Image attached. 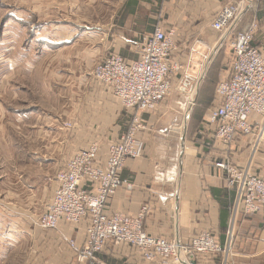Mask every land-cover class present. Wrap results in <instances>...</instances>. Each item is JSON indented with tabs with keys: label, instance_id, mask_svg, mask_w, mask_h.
Returning a JSON list of instances; mask_svg holds the SVG:
<instances>
[{
	"label": "crops",
	"instance_id": "0c3cea01",
	"mask_svg": "<svg viewBox=\"0 0 264 264\" xmlns=\"http://www.w3.org/2000/svg\"><path fill=\"white\" fill-rule=\"evenodd\" d=\"M240 1L249 9L238 30H243L251 21L256 22L258 32L253 44L264 50V0H127L120 11L126 24L117 21L111 26L74 27L79 32L74 34L75 39L37 43L47 53L59 48V52L66 53L59 57V62L70 65L62 74L70 84L66 86L68 111L64 112L71 114L70 120L65 119L71 127L64 128L63 118L48 114L43 126L39 110H13L9 116L11 125L36 122L37 136L42 140L47 134L66 131L65 139L57 146L60 148L51 154L54 158L28 155L35 156L40 164L49 163L55 172L35 184L32 180L23 184L26 190L44 191L45 212L53 193L52 180L73 155L97 142L98 156L103 162L108 146L117 143L127 131L131 112L125 111L119 100L91 76L92 68L110 54L127 61L137 60L142 37L151 35L156 28L175 31L176 49L169 62L179 65L180 70L172 73L171 94L156 104L154 111L143 115L148 129L139 135L144 141L141 157L125 161L120 173V180L125 184L108 198L106 212L135 216L147 207L143 218L146 234L187 246L196 236L210 233L224 248V253L193 254L186 261L176 263L165 260L150 263L131 246L106 243L98 255V264H264V212L244 215L240 209H234L235 193L228 188L224 171L214 167L215 163L224 161L234 168L247 166L252 174L264 177V133L258 142L252 135H238L231 146L224 147L214 137V129L203 125L204 115L194 116L192 110L186 118V113L180 114L195 95L194 89L206 80L210 68L216 66L217 83L228 76L233 59L229 47L232 34L221 35L212 28V23L222 7ZM4 31V39L12 35L11 29ZM4 44V40L0 41V47L7 48ZM81 44L87 47L77 50L74 57L70 56L72 50L65 52L68 50L65 46L78 48ZM51 80L55 79H47L43 86L55 87V81ZM212 100L206 111L212 107ZM250 120L259 122L256 116ZM54 147L51 143V148ZM126 183L131 184V190L125 187ZM83 187L90 189L88 183ZM22 211L0 202V213H10L13 218L12 229L7 233L10 237L30 238L36 234L50 237L46 241L51 249L49 254L56 252V245H64L65 238L77 245L85 241L86 221L78 225L61 222L56 231H45L33 222L36 213L22 218L19 215ZM57 253L63 264L72 260L68 246Z\"/></svg>",
	"mask_w": 264,
	"mask_h": 264
},
{
	"label": "built area",
	"instance_id": "2783aa9c",
	"mask_svg": "<svg viewBox=\"0 0 264 264\" xmlns=\"http://www.w3.org/2000/svg\"><path fill=\"white\" fill-rule=\"evenodd\" d=\"M248 9L241 1L234 2L222 7L212 23V28L221 35L232 34L229 47L233 59L228 76L216 84L212 107L204 113L202 121L214 129V137L224 147L231 146L238 135H252L258 142L264 133V50L253 44L258 24L251 21L238 30ZM174 33L173 28H156L151 35L142 37L137 60L127 61L110 54L91 71V76L131 115L125 134L108 146L105 161L98 156L99 144L93 142L73 155L52 180L51 200L36 225L48 231L57 230L61 222L73 225L87 222L82 244L68 240L73 253L71 264H98V255L106 243L131 246L150 263L160 260L176 263L193 254L224 253L210 233L196 236L187 246L146 234L143 218L147 207L135 216L106 212L108 198L125 184L120 180L125 161L141 157L144 141L139 135L148 129L143 115L154 111L156 104L171 94L172 73L180 70L179 65L169 62L176 49ZM189 105L193 106V100ZM252 116L259 122H251ZM214 167L224 171L226 184L235 193L234 209H240L244 215L264 212V177L252 174L247 166L234 168L224 161ZM85 183L90 185L89 190L83 187ZM125 187L132 189L129 183Z\"/></svg>",
	"mask_w": 264,
	"mask_h": 264
},
{
	"label": "rangeland",
	"instance_id": "374dc122",
	"mask_svg": "<svg viewBox=\"0 0 264 264\" xmlns=\"http://www.w3.org/2000/svg\"><path fill=\"white\" fill-rule=\"evenodd\" d=\"M126 1L0 0V41L4 40V46H7L0 47V82L3 81L0 83V202L14 209H22L19 214L22 218L26 217V214L36 213L37 217L33 221L35 224L43 212L45 193L26 190L23 184L31 180L35 184L42 177L50 176L53 167L49 163L40 164L35 161V156L28 155L31 153L54 158V149L60 148L57 146L65 139L66 131L61 129L55 134L49 131L50 134L42 140L37 136L36 122L26 126L14 123L11 125L9 116L13 110H39L43 126L44 117L48 114L63 118L61 123L64 128L65 124H69L67 121L71 117V114L69 116L64 112L68 111L66 108L69 88L66 86L70 84L62 74L70 69V65L59 62V57L66 53L59 52V48L47 53L45 48L39 49L36 45L47 40L58 43L69 38L75 39L74 34L79 35V32L74 30V27L111 26V23L115 24L117 21L126 24L122 14L120 16ZM5 29H11L12 35L4 39L2 36ZM80 46L76 48L67 45L65 47H68V50L65 52L72 50L70 56L74 57L77 50L87 47L83 44ZM214 69L216 66L210 68L206 80L201 85L199 82L200 87L194 89L195 95H192L190 100H193V106L191 107L188 101L187 107L181 110L180 114H188L192 110L191 114L194 112V116L204 115L206 109L211 106L219 75ZM203 73L205 74V70ZM3 76H6L5 79ZM51 78L55 79L51 81H55L56 86L45 88L43 83ZM51 143L55 144L54 148H51ZM48 150L50 152H47ZM12 221L10 213H0V264H63L57 252L64 251L65 246H68V239L65 238L64 245H56V252L49 254L51 249L46 241L50 237H43L41 234L30 238H20L17 235L10 237L7 233L12 229ZM68 264H71V260Z\"/></svg>",
	"mask_w": 264,
	"mask_h": 264
}]
</instances>
